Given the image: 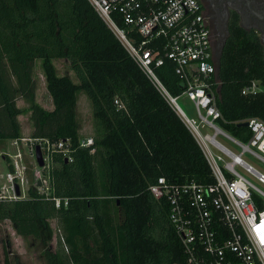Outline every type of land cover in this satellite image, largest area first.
Returning <instances> with one entry per match:
<instances>
[{
  "label": "trees",
  "instance_id": "obj_1",
  "mask_svg": "<svg viewBox=\"0 0 264 264\" xmlns=\"http://www.w3.org/2000/svg\"><path fill=\"white\" fill-rule=\"evenodd\" d=\"M229 32L219 57L215 103L219 124L247 140L250 131L240 121L264 120V56L259 42L236 24ZM55 58L68 61L77 82L56 73ZM36 59L50 110L35 101ZM155 73L171 95L182 93L184 83L171 60ZM253 80L263 88L243 94ZM79 90L91 105L93 152L79 146ZM18 98L26 109L16 106ZM24 110L33 125L29 137L66 139L71 157L52 155L49 195L29 187L26 196L0 199V221L39 240L47 264H187L168 202L148 187L161 176L174 184L213 183L209 164L88 0H0V142L22 137L17 116ZM52 197L61 199L59 207Z\"/></svg>",
  "mask_w": 264,
  "mask_h": 264
},
{
  "label": "built area",
  "instance_id": "obj_2",
  "mask_svg": "<svg viewBox=\"0 0 264 264\" xmlns=\"http://www.w3.org/2000/svg\"><path fill=\"white\" fill-rule=\"evenodd\" d=\"M88 1L176 111L209 164L213 183L174 184L161 176L148 187L156 199L168 202L169 219L180 238L187 264H264V172L241 157L249 153L264 165V120L251 117L240 121L248 123L247 140L233 136L219 124L222 115L215 103L214 85L218 80L211 35L197 0ZM165 59L174 63V72L184 83L181 94L193 103L196 118L186 115L176 102L178 96L171 95L157 77L155 68ZM262 88L253 80L242 93H254ZM204 128L212 133L203 132ZM218 135L237 145L240 153L222 144ZM21 139L24 138L11 141L15 152L0 153L9 167L0 186V199L23 197L26 165L18 146ZM29 140V155L35 159L38 145L43 157L42 166L36 162L40 169L36 182H41L36 189L49 195L50 159L54 153L70 159L71 144L66 139L53 143L46 138ZM79 146L93 152L92 136L80 138ZM15 184L19 186L20 196H16ZM52 199L59 207L61 199Z\"/></svg>",
  "mask_w": 264,
  "mask_h": 264
},
{
  "label": "rangeland",
  "instance_id": "obj_3",
  "mask_svg": "<svg viewBox=\"0 0 264 264\" xmlns=\"http://www.w3.org/2000/svg\"><path fill=\"white\" fill-rule=\"evenodd\" d=\"M52 63L56 69V73L58 75H68L74 82H77V79L73 73V71L69 67V63L67 60L62 58L52 59ZM32 77L35 81L36 89H35V101L42 107L47 110H50L53 106L50 94L46 89L45 76L43 73V69L41 66V59H36L33 66ZM77 103H76V120L78 123V133L81 138L85 136H90L93 133L92 127V116H91V105L87 96L84 94L82 90L77 91L76 93ZM177 104L181 107V109L186 113V115L190 118H196L197 114L194 108L193 103L189 100V98L185 94L178 95L176 99ZM16 106L21 109H26L27 102L22 98H18L16 100ZM17 120L20 123V132L21 138L23 140L18 141V146L24 157V163L26 165L25 178L26 183L25 187H22L23 196L27 195V189L29 187L37 188L41 182H36V176L38 175V165L29 153L28 149L31 141L30 134L33 129L32 120L30 117V111L24 110L22 114L17 116ZM205 133H212L210 129H202ZM218 140L224 144L226 147L231 149L235 153H240V148L233 144L228 139L222 137L221 135L217 136ZM11 140H4L0 142V153H5L9 151L10 153L15 152V148L12 146ZM28 153V154H27ZM241 157L247 161L249 164L253 165L256 169L264 172V165L257 158L252 156L249 153H243ZM7 162L0 158V186L5 182V173L8 170ZM42 171V170H41ZM244 175H246L249 179L255 182L257 186L263 188V186L257 183L252 176L244 173L240 170ZM43 173V172H42ZM38 177V176H37ZM45 186H47V181H43ZM42 182V183H43ZM55 222L51 221V226L53 227L55 233H58L56 230ZM4 245L7 247V256L9 264H47L44 256H43V248L39 240L34 238L33 236H21L15 232L14 227L12 226L9 220L0 221V264H5V249ZM55 245V239H52L51 246Z\"/></svg>",
  "mask_w": 264,
  "mask_h": 264
},
{
  "label": "flooded vegetation",
  "instance_id": "obj_4",
  "mask_svg": "<svg viewBox=\"0 0 264 264\" xmlns=\"http://www.w3.org/2000/svg\"><path fill=\"white\" fill-rule=\"evenodd\" d=\"M197 2L210 31L215 64L218 61V46L221 42L225 43L233 24L259 42L264 56V0H197Z\"/></svg>",
  "mask_w": 264,
  "mask_h": 264
},
{
  "label": "water",
  "instance_id": "obj_5",
  "mask_svg": "<svg viewBox=\"0 0 264 264\" xmlns=\"http://www.w3.org/2000/svg\"><path fill=\"white\" fill-rule=\"evenodd\" d=\"M223 46H224L223 42H221L218 46L219 55H218V61L216 63L217 71H218V66H219V57H220ZM239 124L242 126H247L248 123H247V121H243V122H240ZM35 159H36V162L38 163L39 166L43 165V157H42V153H41V150H40L38 145L35 146ZM15 189H16V196H20L19 186L17 184H15Z\"/></svg>",
  "mask_w": 264,
  "mask_h": 264
},
{
  "label": "crops",
  "instance_id": "obj_6",
  "mask_svg": "<svg viewBox=\"0 0 264 264\" xmlns=\"http://www.w3.org/2000/svg\"><path fill=\"white\" fill-rule=\"evenodd\" d=\"M19 116V115H18Z\"/></svg>",
  "mask_w": 264,
  "mask_h": 264
}]
</instances>
